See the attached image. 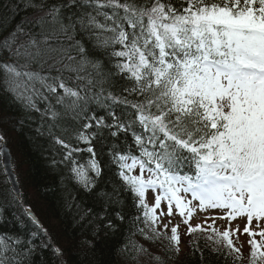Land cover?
Wrapping results in <instances>:
<instances>
[{
	"label": "snow or ice",
	"instance_id": "obj_1",
	"mask_svg": "<svg viewBox=\"0 0 264 264\" xmlns=\"http://www.w3.org/2000/svg\"><path fill=\"white\" fill-rule=\"evenodd\" d=\"M0 97L64 166V204L91 235L60 244L27 207L0 234V264L45 250L98 264L125 224L162 254L120 251L157 264L185 236L199 264H264V0H0Z\"/></svg>",
	"mask_w": 264,
	"mask_h": 264
},
{
	"label": "trees",
	"instance_id": "obj_2",
	"mask_svg": "<svg viewBox=\"0 0 264 264\" xmlns=\"http://www.w3.org/2000/svg\"><path fill=\"white\" fill-rule=\"evenodd\" d=\"M17 119L18 114L10 107V101L0 97V133L7 138L6 145L12 154L15 171V161H23L17 174L22 189L20 201L10 191L0 164V192L6 196V200H0V234L15 233L17 225L12 222L13 219L21 215L24 208L31 207L40 222L49 229L52 237L60 244H64L69 236H74L76 242L86 238L90 239V232L78 230L77 225L74 224V210L70 212L64 204L65 185L61 184V170L64 166L60 165L59 168L52 170L50 164L45 163L47 155L41 156L40 154L41 149L38 145L42 141L33 136L32 129L28 124L21 125ZM67 187L71 188V185L68 184ZM92 203V200L87 197L83 199L84 207H92ZM124 204H130V200H125ZM96 210H101L99 205ZM130 210L134 211V209ZM129 239L137 244H139L138 240L144 241L140 235L130 237L128 226L125 224L118 228L115 234H109L103 242L98 243L94 259L98 264H134L138 262L139 256L142 255H138L131 245H129V249L120 251L125 244H128ZM203 242V240L200 241L201 245ZM73 255L75 256L76 253L73 252ZM168 255H173L174 258L169 260ZM133 257L136 258L133 259ZM41 258L47 260L48 264H54V256L50 250H45L43 257H35L36 264H41ZM163 258L166 264H199V253L192 251L180 258L173 253L165 254ZM78 259L83 260V254ZM208 264H226V262L223 258L217 259L213 254Z\"/></svg>",
	"mask_w": 264,
	"mask_h": 264
},
{
	"label": "water",
	"instance_id": "obj_3",
	"mask_svg": "<svg viewBox=\"0 0 264 264\" xmlns=\"http://www.w3.org/2000/svg\"><path fill=\"white\" fill-rule=\"evenodd\" d=\"M4 152L6 153L5 155L2 156V165H3V170L7 176V179L13 189V191L15 192V194L17 195V193H20L19 187H18V183H17V179L15 174H13V168H12V156L10 154V156L8 155L9 150L7 147L4 148Z\"/></svg>",
	"mask_w": 264,
	"mask_h": 264
},
{
	"label": "rangeland",
	"instance_id": "obj_4",
	"mask_svg": "<svg viewBox=\"0 0 264 264\" xmlns=\"http://www.w3.org/2000/svg\"><path fill=\"white\" fill-rule=\"evenodd\" d=\"M147 199H148V202L151 204V203H152V200H153V194H152V193H149L148 196H147ZM206 215H208V214H207V213H199V212L196 213V214L194 215V218H193L192 221H191V224L195 225V224H197V223H200L201 220H202ZM208 222L211 223V220H209ZM217 223H220V221H217ZM187 240H188V239H184L185 243L182 244L183 246L181 245V252L179 253L180 255H185V253L188 251V248H189V247H187ZM240 240H241V241H244V243H245V247L247 248L248 245H247V242H246V240H247L246 235H245V236H241V237H240Z\"/></svg>",
	"mask_w": 264,
	"mask_h": 264
}]
</instances>
